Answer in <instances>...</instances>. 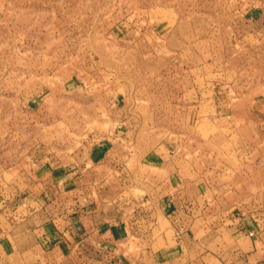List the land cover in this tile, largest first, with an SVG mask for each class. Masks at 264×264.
Wrapping results in <instances>:
<instances>
[{
	"label": "rangeland",
	"instance_id": "1",
	"mask_svg": "<svg viewBox=\"0 0 264 264\" xmlns=\"http://www.w3.org/2000/svg\"><path fill=\"white\" fill-rule=\"evenodd\" d=\"M98 147L121 160L108 157L81 190L76 172ZM157 151L195 170L214 203L181 212L167 238L199 246L175 264H236L228 230L240 227L264 257V0H0L6 233H27L28 209L43 222L94 209L95 182L123 218L146 219L141 185L156 177L146 168ZM127 249L132 264H161L140 241Z\"/></svg>",
	"mask_w": 264,
	"mask_h": 264
},
{
	"label": "crops",
	"instance_id": "2",
	"mask_svg": "<svg viewBox=\"0 0 264 264\" xmlns=\"http://www.w3.org/2000/svg\"><path fill=\"white\" fill-rule=\"evenodd\" d=\"M112 151L113 149H107L105 152L99 147L93 149L85 169L80 173L76 172L75 182L81 190L86 188L85 178L100 177L94 170L103 165L108 157L113 155L111 162L118 165L121 157H117L116 153L112 154ZM168 157L157 151L149 163L151 165L146 168L148 171L154 170L156 175L152 182L146 177V182L141 185V191L145 189L148 191L147 197L141 198L142 201L151 204L147 208L146 219L134 222L130 218H123L122 208L116 198H110L111 201L106 200L104 191L96 187L98 182H95L91 186L96 191L95 201L98 203L92 206L94 209H84L83 201L79 199L82 208L76 209L74 215L67 217L62 214L56 220L49 219L48 222L38 221L39 216L37 213L34 214L38 209L32 212L28 209L30 217L26 221L28 223H31L30 219L34 221L24 235H17L15 230L6 233L5 227L0 224V264H5V260L12 256L21 255L33 257L31 264H36L41 255L47 257V264H86V262L96 264L101 263L97 259L99 255V259L105 258L107 264H132L134 255L127 246L133 239L146 246L142 257H151L161 264H175L182 260V255L191 258L192 256L189 255L191 245L197 247L199 242L188 240L186 233L182 234L178 242L169 241L167 236L171 229L176 230L178 222H181L178 218L185 209H194L197 204L199 208L196 206V209L201 211L204 208L207 210V205H214L213 198H208L211 189L204 179L197 177L195 170L190 168L186 170L181 160L177 161L175 157H172V161H167ZM45 167L47 166L39 168L41 173L44 172ZM88 169H92V173ZM70 173L68 171L64 173V168L60 170L61 178L65 174L69 179ZM47 174L48 176L44 174L41 176L47 178L50 176L49 173ZM131 203L134 204L132 201L127 203L128 209ZM24 224H27L25 220L17 221L15 229ZM240 228L234 232L228 230L230 240L238 241L235 250L236 264H264V257L258 256L260 242L255 240V237H246L244 230ZM40 230L41 233L38 234ZM159 243L160 248L154 249ZM202 257L205 258L203 254ZM225 264L229 263L225 262Z\"/></svg>",
	"mask_w": 264,
	"mask_h": 264
}]
</instances>
